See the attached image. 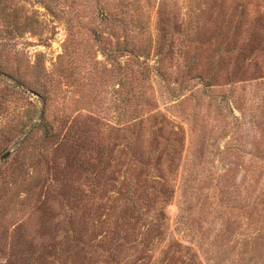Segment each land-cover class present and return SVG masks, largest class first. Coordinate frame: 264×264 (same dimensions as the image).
I'll list each match as a JSON object with an SVG mask.
<instances>
[{
	"label": "rangeland",
	"instance_id": "rangeland-1",
	"mask_svg": "<svg viewBox=\"0 0 264 264\" xmlns=\"http://www.w3.org/2000/svg\"><path fill=\"white\" fill-rule=\"evenodd\" d=\"M0 264H264V0H0Z\"/></svg>",
	"mask_w": 264,
	"mask_h": 264
}]
</instances>
